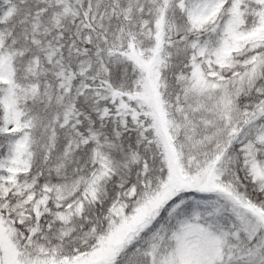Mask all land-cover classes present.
Returning a JSON list of instances; mask_svg holds the SVG:
<instances>
[{
  "label": "snow or ice",
  "instance_id": "obj_1",
  "mask_svg": "<svg viewBox=\"0 0 264 264\" xmlns=\"http://www.w3.org/2000/svg\"><path fill=\"white\" fill-rule=\"evenodd\" d=\"M0 264H264V0H0Z\"/></svg>",
  "mask_w": 264,
  "mask_h": 264
}]
</instances>
